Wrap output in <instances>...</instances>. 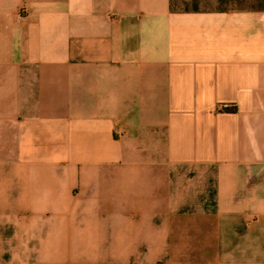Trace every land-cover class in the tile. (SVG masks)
<instances>
[{
  "label": "crops",
  "instance_id": "1",
  "mask_svg": "<svg viewBox=\"0 0 264 264\" xmlns=\"http://www.w3.org/2000/svg\"><path fill=\"white\" fill-rule=\"evenodd\" d=\"M0 264H264V0H0Z\"/></svg>",
  "mask_w": 264,
  "mask_h": 264
},
{
  "label": "built area",
  "instance_id": "2",
  "mask_svg": "<svg viewBox=\"0 0 264 264\" xmlns=\"http://www.w3.org/2000/svg\"><path fill=\"white\" fill-rule=\"evenodd\" d=\"M229 106H230L229 104H226V103H225V104H223V109H228Z\"/></svg>",
  "mask_w": 264,
  "mask_h": 264
}]
</instances>
